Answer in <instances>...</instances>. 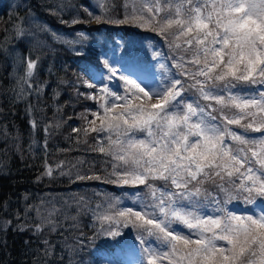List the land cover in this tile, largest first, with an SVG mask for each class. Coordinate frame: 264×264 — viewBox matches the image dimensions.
Returning a JSON list of instances; mask_svg holds the SVG:
<instances>
[{
	"label": "snow or ice",
	"instance_id": "6c2138e0",
	"mask_svg": "<svg viewBox=\"0 0 264 264\" xmlns=\"http://www.w3.org/2000/svg\"><path fill=\"white\" fill-rule=\"evenodd\" d=\"M65 7L47 5L62 23L84 22L79 12L64 21ZM80 8L97 24L149 28L168 49L144 59L138 52L147 53L145 41L153 37L139 42L120 37L111 58L98 54L103 71L93 74L89 64L98 62L87 59V34L62 41L80 46L74 54L85 60L93 81L78 75L76 85L83 80L88 91L77 87V95L97 102L93 119L85 115L87 124L72 131L95 134L91 150L103 155L109 182L131 196L130 201L110 197L114 204L89 209L100 225L96 234L119 245L123 230L135 229L138 251L130 264H264V0H122L118 5L94 0ZM25 22L34 24L35 18L29 14ZM37 27L49 31L47 25ZM26 35L36 34L17 24L13 38ZM116 48L123 49L119 57ZM31 55L21 60L25 76L17 81L19 92L13 89L17 99L41 92L30 82L40 57ZM31 124L37 127L36 121ZM44 131L47 149L49 128ZM63 167L61 161L53 168L46 155L37 182L54 178V172L65 175ZM64 207L47 198L28 205L25 215L35 212L33 234L57 232V218L69 219ZM42 244L45 259L53 256L55 245L48 239Z\"/></svg>",
	"mask_w": 264,
	"mask_h": 264
},
{
	"label": "trees",
	"instance_id": "16d2710c",
	"mask_svg": "<svg viewBox=\"0 0 264 264\" xmlns=\"http://www.w3.org/2000/svg\"><path fill=\"white\" fill-rule=\"evenodd\" d=\"M53 2L67 6L62 13L64 21H71L79 12V18L84 22L62 23L61 16L49 13L47 5ZM113 2L118 5L122 0ZM90 3L94 0H0V264H51L61 255L64 257L62 264H110L116 260L130 264L137 255L135 229H124L125 235L119 245L112 238L96 234L100 225L94 222L89 209L101 203L107 208L108 204L115 203L110 197L130 201L131 196L124 197L117 186L109 182L101 163L103 155L91 150L95 145L92 139L95 134L85 136L83 131L79 134L72 131L83 128L87 120L93 119L91 111L96 110L97 102L77 95V87L80 92L88 91L83 80L93 81L84 69L85 60L74 54V50L80 51V46L62 41L77 40L80 32L87 34L91 46L84 49L87 59L98 62V66L89 64L93 74L103 71L98 54L107 53L111 58L114 42L122 43L120 37L136 42L144 36L153 37L145 41L147 53L138 52L144 59H152L157 50L167 52L168 49L163 38L149 28L101 25L89 20L80 5ZM29 14L35 18V23H22V18ZM17 24L30 29L35 37L26 35L14 39ZM37 25H47L49 31L42 32ZM53 32L58 39L53 38ZM93 40L96 41L94 46ZM30 51L31 59L40 57L30 82L33 87L39 86L41 92L39 96L29 93L25 98L17 99L13 89L19 92L17 81L25 76V65L21 60ZM122 52V48H116L117 57ZM78 75L83 80L76 85ZM86 110L89 111L86 113ZM31 121L37 122L36 128L32 127ZM45 126L49 128L47 149ZM46 155L53 168L64 162L65 175L54 172V178L44 177L37 182V177L44 171ZM95 176L101 179L88 178ZM206 187L215 195L211 186ZM139 188L143 190V186ZM41 198L53 201L57 208L64 207V202L71 207H64L69 219L65 220L63 214L57 218L61 224L57 232L46 230L37 236L30 230L35 212L26 216L25 209L28 205L39 204ZM77 202H80L79 206ZM46 207L51 208L52 204H46ZM237 214L241 212L237 211ZM21 227L26 230L20 231ZM44 239L55 245L53 256L47 259L43 256Z\"/></svg>",
	"mask_w": 264,
	"mask_h": 264
}]
</instances>
